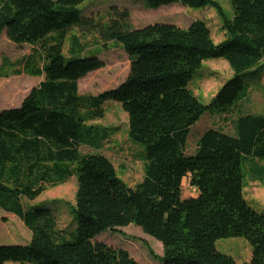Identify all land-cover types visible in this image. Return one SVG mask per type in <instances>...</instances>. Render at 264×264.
<instances>
[{
    "label": "trees",
    "instance_id": "obj_1",
    "mask_svg": "<svg viewBox=\"0 0 264 264\" xmlns=\"http://www.w3.org/2000/svg\"><path fill=\"white\" fill-rule=\"evenodd\" d=\"M85 1L0 0V36L5 32L12 43L36 49L42 67L28 65L27 74L44 78L20 107L0 110V215L2 202L14 201L7 212L32 233L29 245H0V264H141L128 251L95 241L104 231L121 234L130 225L163 245V264H237L216 248L217 241L237 237L252 247L247 264H264V215L244 195V159H264V114L239 115L234 135L209 129L196 152H186L192 129L207 113L230 115L247 100L243 75L264 64V0H228L232 15L218 0H145L153 9L174 1L212 7L228 36L221 43L201 20L186 29L157 23L134 29L129 11L119 9L108 24L81 19L78 7ZM72 27L125 51L130 72L119 87L80 95V81L105 62L63 54ZM214 59L227 61L234 76L204 104L189 85ZM19 63L5 61L0 79ZM108 102L126 112L130 140L146 148L145 174L135 186L90 144L117 131L92 124L105 118ZM82 145L95 152L82 153ZM72 177L77 231L69 241L51 210L28 211L21 201H34L47 186ZM186 178L196 197L183 199Z\"/></svg>",
    "mask_w": 264,
    "mask_h": 264
},
{
    "label": "rangeland",
    "instance_id": "obj_2",
    "mask_svg": "<svg viewBox=\"0 0 264 264\" xmlns=\"http://www.w3.org/2000/svg\"><path fill=\"white\" fill-rule=\"evenodd\" d=\"M218 2L229 15H232L228 0H218ZM78 9L81 19L90 18L94 22L102 24H108L114 9L128 10L134 29L156 23L186 29L195 21L201 20L210 28L215 43H221L228 37L223 30L219 15L212 7L193 9L182 2L174 1L153 9L147 7L145 0H87ZM63 54L67 58L76 59L98 57L105 62L103 69L89 74L80 81V95L82 96H98L105 91L116 89L125 81L130 72L129 57L121 47L112 42L104 47V43L95 33L82 32L77 27H72L69 30ZM5 61H8L9 64L20 63L15 67L4 69V73L9 77L0 79L1 111L20 107L30 91L44 79L27 74L26 68L28 65L32 68L42 67L40 53L30 45L12 43L4 32L0 36V67ZM233 76L234 73L227 61L224 59L209 60L203 63L201 69L197 70L189 88L202 103L209 104ZM243 82L249 88L247 100L230 115L207 113L192 129L186 147L188 155H193L196 152L198 141L205 131L221 129L234 135L235 122L239 115L264 114V64L244 74ZM104 109L105 118L92 124L101 129L114 128L117 131L110 134L106 141L100 142L97 138L90 144L101 148V153L114 163L120 178L129 186H135L142 181L145 174L146 148L130 140L128 135L129 118L118 104L108 102L104 105ZM81 151L84 154L95 152L84 145H82ZM244 174L245 199L252 208L264 215V159L246 157L244 159ZM76 192L77 179L72 177L65 184L56 187L47 186V190L34 201L24 198L21 205L28 211L51 210L58 217V230L68 232L66 238L69 241H74L77 231L73 213L76 207ZM197 195V190L190 184V178H186L182 188L183 199ZM13 205H15L14 201L2 202L1 214L2 216L7 214V218L0 222V245H29L32 233L18 217L7 212V208ZM95 241L113 248L124 249L141 264H163L161 260L163 245L135 225L124 227L121 229V234L104 231L95 238ZM216 248L231 256L237 264H247L252 257V247L242 237L221 239L217 241ZM150 250L156 256H153ZM6 264L22 263L8 262Z\"/></svg>",
    "mask_w": 264,
    "mask_h": 264
},
{
    "label": "crops",
    "instance_id": "obj_3",
    "mask_svg": "<svg viewBox=\"0 0 264 264\" xmlns=\"http://www.w3.org/2000/svg\"><path fill=\"white\" fill-rule=\"evenodd\" d=\"M8 215H10V214H8ZM1 216V219H6L7 218V214L6 215H3L2 216V214L0 215ZM15 216V215H14ZM2 222V221H1Z\"/></svg>",
    "mask_w": 264,
    "mask_h": 264
}]
</instances>
